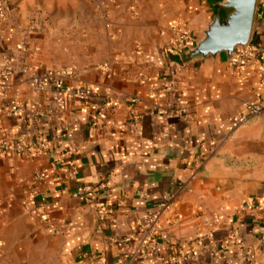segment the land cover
<instances>
[{
    "label": "crops",
    "instance_id": "0c3cea01",
    "mask_svg": "<svg viewBox=\"0 0 264 264\" xmlns=\"http://www.w3.org/2000/svg\"><path fill=\"white\" fill-rule=\"evenodd\" d=\"M15 1L0 23V75L13 69L0 138L46 148L0 152V221L44 238L59 264H264V209H239L264 199L245 107H264V17L256 60L237 69L224 53L184 64L174 46L177 31L202 37L216 0ZM109 99L120 105L90 108ZM70 163L77 175L56 180ZM170 194L154 244L123 250L115 240L135 237Z\"/></svg>",
    "mask_w": 264,
    "mask_h": 264
},
{
    "label": "built area",
    "instance_id": "2783aa9c",
    "mask_svg": "<svg viewBox=\"0 0 264 264\" xmlns=\"http://www.w3.org/2000/svg\"><path fill=\"white\" fill-rule=\"evenodd\" d=\"M5 10L2 9L0 5V17H3V13ZM255 15L260 17H264V4L256 6ZM196 36L189 31H177L176 32V41L174 43L175 48L179 50H185L187 47H193L196 43ZM256 45L251 42V40L242 48H237L236 52L233 54L231 59L229 60V64L234 68L244 67L257 58L256 53ZM263 52V56H261L259 60V67L257 69L259 81L262 85H264V49H259V51ZM13 75V69L8 67L1 72L0 75V87L5 89L9 86L10 80ZM89 87L83 86L79 87L75 90V96L79 100H86L89 94ZM120 105V102L117 100H106L101 103H91L90 108L92 110H98L104 112L106 110L115 109ZM248 116H255L263 112L264 107L260 102H249L245 105ZM12 115H16L17 106L12 105L11 108ZM183 112H186V109H183ZM46 148L44 142H31L26 146H14L12 144V138L8 134H2L0 138V152L4 154H9L15 151L22 152H30L31 150L35 152H43ZM78 173V169L74 163H70L68 165V169L65 173L64 177H56L55 179L58 181H65L74 178ZM90 192L89 187H82L74 191L71 196L74 198L79 197L82 194H87ZM176 195L170 194L168 196H164L160 203L158 204L159 211L151 212L148 215V221L140 227L135 237L126 236L121 239H116L115 242L120 244L122 249L125 251H132V241L133 238L137 240L136 249H146L154 244V240L159 232L161 216L164 212H169V207L175 200ZM92 199V198H91ZM239 209L243 212L247 211H257L264 209V199H246L244 200ZM36 216L40 217L41 215L36 212ZM172 225H177L176 218L172 219ZM174 263V260H171ZM129 260H125L119 264H129Z\"/></svg>",
    "mask_w": 264,
    "mask_h": 264
},
{
    "label": "water",
    "instance_id": "95a60500",
    "mask_svg": "<svg viewBox=\"0 0 264 264\" xmlns=\"http://www.w3.org/2000/svg\"><path fill=\"white\" fill-rule=\"evenodd\" d=\"M216 1L218 10L201 31L202 37L180 54L182 63L213 60L220 53L230 60L237 48L250 41L257 0Z\"/></svg>",
    "mask_w": 264,
    "mask_h": 264
},
{
    "label": "rangeland",
    "instance_id": "374dc122",
    "mask_svg": "<svg viewBox=\"0 0 264 264\" xmlns=\"http://www.w3.org/2000/svg\"><path fill=\"white\" fill-rule=\"evenodd\" d=\"M0 5L5 10L0 17L3 24L17 8V2L0 0ZM253 118L248 128L253 139L250 151L258 162L264 163V115ZM0 264H59V258L44 238H31L23 227L0 221Z\"/></svg>",
    "mask_w": 264,
    "mask_h": 264
}]
</instances>
